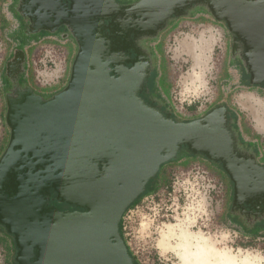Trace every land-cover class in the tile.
Returning <instances> with one entry per match:
<instances>
[{
	"label": "water",
	"instance_id": "95a60500",
	"mask_svg": "<svg viewBox=\"0 0 264 264\" xmlns=\"http://www.w3.org/2000/svg\"><path fill=\"white\" fill-rule=\"evenodd\" d=\"M27 3L38 27L62 24L79 48L63 90L48 99L31 94L18 105L0 158V190L14 170L11 191L0 194V222L15 237L19 264H134L120 235L121 217L181 149L219 162L238 192L250 185L251 193H264V166L234 152L225 107L175 121L146 104L139 93L151 72L149 53L130 59L129 43L114 46L101 32L109 19L116 35L152 38L172 16L198 4L242 43L245 72L261 83L264 0ZM56 202L83 210L60 211Z\"/></svg>",
	"mask_w": 264,
	"mask_h": 264
},
{
	"label": "rangeland",
	"instance_id": "374dc122",
	"mask_svg": "<svg viewBox=\"0 0 264 264\" xmlns=\"http://www.w3.org/2000/svg\"><path fill=\"white\" fill-rule=\"evenodd\" d=\"M14 5L15 0H0V158L7 141L5 94L13 85L11 76L19 69L15 65L18 47L32 43L26 64L32 76L24 82L29 80L34 86L42 81L50 89L58 83V67L66 61L65 47L53 41L56 36L26 38ZM186 10L171 17L155 38H146L151 72L140 97L175 121H191L215 107H225L226 117L234 125L230 127L234 140L240 143L242 139L245 144H240L250 147L251 154L256 152V160L264 165V83L250 82L241 60L242 43L222 20L205 9L198 14ZM65 87L51 90L58 93ZM181 150L160 167L147 192L121 217L120 235L133 261L179 264L174 250L162 248L161 239L184 225L201 232L218 250L232 253L238 261L247 257L251 264H264V230H248L229 215L232 182L225 170L221 172L217 161L200 153ZM14 255L11 238L0 228V264H14Z\"/></svg>",
	"mask_w": 264,
	"mask_h": 264
},
{
	"label": "flooded vegetation",
	"instance_id": "af4514ba",
	"mask_svg": "<svg viewBox=\"0 0 264 264\" xmlns=\"http://www.w3.org/2000/svg\"><path fill=\"white\" fill-rule=\"evenodd\" d=\"M116 1L118 3H121L120 0H116ZM14 8L22 22V25H26L27 28H29L28 31L26 29L25 31L30 32L31 30H33L35 32L37 31L35 27H37L38 29L40 28L37 26V23H35L37 17L33 13L34 8L27 3V0H15ZM106 22L108 23L107 24L108 32L105 33L103 29L106 25ZM108 26L110 27V29H108ZM48 27L56 30L64 28L62 24L60 25L57 24L55 26L53 25V22L49 20L46 26H43L42 29L50 30V28ZM42 29L38 33H35L34 36H40L41 34H43L44 31ZM111 29H112L111 20L105 19L101 32L104 33L105 35L110 36L109 38L110 42L114 46L121 47L124 43H129L125 55L128 56L130 59H134L138 55L147 51V46L144 45L147 37H144L143 35H136L132 32L125 33L123 36H120L114 34V32ZM145 53L148 54L149 52L148 53L145 52ZM16 54H18V56L16 57L17 59L15 61V65H18L19 69L18 71L15 72L14 75L11 76V79H13V85L9 86L8 92L5 94L4 119L6 124L7 141L4 151L6 150L10 138L12 136L14 123L17 122L16 112L18 109L17 108L18 105H20V103L26 100V98L31 94L38 95L41 97V99H48L56 94L54 90H51L48 87H46V85H44V82L42 81H40L41 84L37 86L31 85L29 80L25 81L27 82L25 83L24 79L27 80V78L30 77V75L32 76V74L28 71L23 72V70H21L22 69V62L20 60L21 57L18 52ZM148 55L150 56V53ZM148 84H150V82ZM232 124L233 122L231 121V119L227 118L226 128L230 132H232L230 128L232 127ZM233 150L239 158H243L247 160L253 159L247 147L241 145L239 142L237 143L236 140H233ZM217 163L221 165L219 162ZM220 171L223 172L224 171L223 168H220ZM11 173H14V170L9 169V171L6 173L4 180L1 183L2 190H0V194L2 195L6 194L5 192L9 193L11 191V189L8 187L10 184V179L12 177ZM228 177L232 182V195H231V199L229 200V209H228L229 215L231 216L232 219L238 221L239 223L247 227L248 230H252V231L256 230L258 232L263 231L264 230V193H251L252 190L251 191L249 190L252 188V186L250 185L246 187V192H244V190H240L238 192L235 189V184L233 180L230 178L229 175ZM51 193L53 196L55 195V193L53 192ZM55 204H56L55 205L56 208L60 211L83 210V208L77 205H72L65 202H56ZM49 205H54V201L49 200L48 206ZM0 228L6 233L7 236L11 238L15 249V255L13 261L14 264H19L20 260L17 254L19 248L16 244L14 235L10 233L9 230L5 227V225H3L1 222H0Z\"/></svg>",
	"mask_w": 264,
	"mask_h": 264
},
{
	"label": "bare ground",
	"instance_id": "6f19581e",
	"mask_svg": "<svg viewBox=\"0 0 264 264\" xmlns=\"http://www.w3.org/2000/svg\"><path fill=\"white\" fill-rule=\"evenodd\" d=\"M188 47L192 46L188 44ZM173 239L174 243L171 242ZM161 246L174 250L179 264H251L247 257L238 261L232 253L221 252L207 236L184 225H179L177 231L164 234Z\"/></svg>",
	"mask_w": 264,
	"mask_h": 264
},
{
	"label": "crops",
	"instance_id": "0c3cea01",
	"mask_svg": "<svg viewBox=\"0 0 264 264\" xmlns=\"http://www.w3.org/2000/svg\"><path fill=\"white\" fill-rule=\"evenodd\" d=\"M186 9H188L189 11L194 9V10L197 11V14H198L199 11H202L203 9H205L206 12L210 13L206 8H204V6H201V5H198V4H192L189 7H187ZM186 12H187V10H186ZM173 17L174 16H172V18ZM168 20H167V22H168ZM22 27H23L24 30H25V28H27L26 25H22ZM35 29H37V32L36 33H38L42 28L41 29H38L37 27H35ZM42 30L44 32H43V34H41L39 36L40 38L42 36H44V35L45 36H56V39L53 40V41H56V43H58V44H62L65 47V50H66V58H65L66 61L62 62V64H60L59 67H58L59 68L58 71L59 72L61 71V73L58 74L59 77H60V80L55 85H52V87H58V88L61 89L64 86L67 85L66 83L70 79L72 64H73V61L75 59V56H76V54L78 52L79 44H78L77 40L71 35V33L66 32V29L65 28L57 29V30H54V31L44 30V29H42ZM24 33H26V35H25L26 38H30V37H33L32 39H36L37 38V37L34 38L35 37L34 36L35 33L25 32V31H24ZM30 33H31V35H30ZM31 44L28 45L27 43H24V44H22V46L20 45V47H18V51H20V55H21L20 60L22 62V69L21 70H23V72H26L27 71L26 70V64L29 61V52H30V49H31ZM150 56H152V55H150ZM67 60L69 62L68 67H67ZM152 72H154V74H155V68L152 69ZM156 76H157V74H156ZM232 127H234L233 124H232ZM231 135H232V138L234 140L235 137L233 135V132H231ZM237 136H240V134L237 133ZM240 141L242 143H244L242 141V139H240ZM249 148L250 147H247L248 151L251 152L250 151L251 149H249ZM183 151L185 152V154H189L187 151H185V150H183ZM250 155H251V157L253 158V160L258 165H262L263 164V163L262 164L259 163L258 160H256V158H257V153L256 152H252V154L250 153ZM228 206H229V202H228ZM228 209H229V207H228Z\"/></svg>",
	"mask_w": 264,
	"mask_h": 264
},
{
	"label": "trees",
	"instance_id": "16d2710c",
	"mask_svg": "<svg viewBox=\"0 0 264 264\" xmlns=\"http://www.w3.org/2000/svg\"><path fill=\"white\" fill-rule=\"evenodd\" d=\"M244 72H245V70H244ZM247 74V73H246ZM248 76V75H247ZM262 83H264V81L263 82H261V84ZM147 189H149V187L148 188H146V190L144 191V193H146L147 192ZM144 193H142V194H144ZM142 194L138 197V198H136L133 202H132V204L131 205H134L136 202H138L139 200H140V198H141V196H142ZM130 205V206H131ZM134 262V264H136L135 263V261H133Z\"/></svg>",
	"mask_w": 264,
	"mask_h": 264
},
{
	"label": "built area",
	"instance_id": "2783aa9c",
	"mask_svg": "<svg viewBox=\"0 0 264 264\" xmlns=\"http://www.w3.org/2000/svg\"><path fill=\"white\" fill-rule=\"evenodd\" d=\"M128 209V208H127ZM126 211V210H125Z\"/></svg>",
	"mask_w": 264,
	"mask_h": 264
}]
</instances>
